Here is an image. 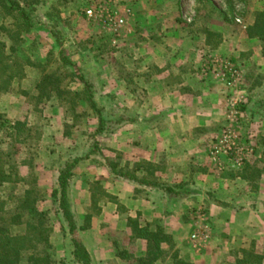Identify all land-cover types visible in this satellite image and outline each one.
Masks as SVG:
<instances>
[{"label": "rangeland", "instance_id": "374dc122", "mask_svg": "<svg viewBox=\"0 0 264 264\" xmlns=\"http://www.w3.org/2000/svg\"><path fill=\"white\" fill-rule=\"evenodd\" d=\"M126 1L132 2L135 15L139 17V22H136V35L133 36V41H129L135 46L131 45L127 51H120L121 48L116 51L107 43L104 49L106 51H97L100 42L98 40L104 34V30L99 24L90 23L83 17L84 8L81 3L86 0H19L25 10L30 13L32 28L21 36L22 43L17 46L18 51L14 56H10L9 53L5 54L10 56L7 59L4 55L7 59L4 65L19 72L11 76L12 79L4 90L3 88L0 90V115L24 125V129L20 131L6 129L2 134L0 133L1 159L9 161L7 167L3 165L6 171L2 183L0 182V204H5V209L10 207L13 209L16 203L21 204L25 193L30 192L31 199H35L34 208L46 215V226L51 230L49 244L53 260L55 263L61 261L68 264L70 238L65 235L66 229L59 220V216L54 213L56 206L52 205L50 194L57 187L58 167L64 166L74 157L85 155L88 151L87 147L90 144L93 145L95 141L98 153L91 155L86 160L88 163L79 169L80 176L89 180L90 201L80 199L79 195L86 193L89 187L84 186L81 191L77 176L76 179L71 180L69 190L74 214L84 215L86 211V215L93 216L89 223L81 221L82 224H79V227L84 225L85 231L77 230L73 236L84 247L92 249L93 263L115 264L112 260H104L106 261L104 262L100 259V256H103L100 254L104 250L105 254L109 251L110 259L113 254L121 251L127 252L134 259H137L136 257L149 259L155 256L154 254L149 256L148 253L154 249L146 243L145 245L138 244L132 239L126 227V220L135 218V215L138 216L140 224L145 222L144 211L141 207L146 208L147 204L153 203L163 211H169L167 229L164 232L171 237V242L161 245V250L158 251L157 259L153 264L185 262L184 249L186 246L191 248V254L186 255L188 256L187 263L194 264L196 255L199 256L202 250L207 249L210 240L209 226L203 230L205 226V215L201 211L203 208L196 209L195 204L191 205V208L185 201L188 199L185 192H182L178 199H173L172 209H168L164 202L149 196L150 187L137 185L124 179H114L104 167L103 157L117 162L119 167L130 173L133 172L137 178L151 179L153 175H150L153 174L154 169L149 167V164H143L146 156L143 154L142 146H139V143L144 140L141 136L142 129L133 120V113L140 109V104L139 102L132 103L131 100L134 89L137 90L136 94L146 89L136 73H133L137 65L143 62L142 54L146 53L145 51H169L168 47L171 43L164 33L166 30H173L177 27L180 28V33L187 36L188 43L184 42L183 46H178L177 50L173 51L182 53L193 51L194 54L196 51L199 52V26L205 30V26L211 25V28L220 30L219 26L223 27L226 23L225 27L228 26L232 30L231 39H227L226 34V37L214 35L209 40V44L215 48V51H209V54L203 55L200 68L203 75L219 76L222 82L225 74L221 71L218 62L234 65L235 61L232 56L236 43L234 39H239L238 36L244 32L248 36L246 30L252 26L256 14L264 7V0ZM126 1L121 0L116 8L121 16L125 14L123 10H125ZM141 20H144L145 27H139ZM16 25L15 18L6 16L0 7V43L5 42L7 37L12 39L15 37ZM2 27L8 29V33H4V30H1ZM154 28L157 30L154 31ZM53 35L59 38L60 45L56 44ZM254 37L250 39L253 43L249 47L245 41L237 42L238 45L240 44V53L243 55L238 58L242 62V68L235 66L239 75L235 85L237 92L234 91V93L231 87L228 88L226 80L222 85L224 119L220 121L221 125L216 138L207 146V158L211 161L209 165L211 168H209L219 174L242 171L243 167L253 160L256 151L260 155L257 159L258 169L264 168V146H260L264 144V134L253 132L250 135L242 132L244 121H249L243 116L246 112L252 116L264 117V42ZM61 51H63L62 57L66 56L77 65L84 77L89 79L94 86L92 92L95 103L106 121L101 133L95 136L94 140L91 139V135L97 129L96 114L88 108L84 101L73 70L60 59ZM183 55L186 53L177 55L174 59L179 60ZM189 59L192 60L190 57ZM197 60L199 62V57ZM212 60L217 62L215 66H212ZM154 69L152 67L151 71ZM2 71L0 66V86L5 84L10 76L8 73L4 75ZM44 76H50L52 80L56 79L58 86L55 90L51 87L47 88L45 97L39 101L35 99L34 86ZM62 91H69L73 96L58 98L52 94ZM31 96L33 99L30 100ZM246 99L250 101L246 102ZM234 100L237 101L234 111L242 114L238 121L236 120L238 114L232 118L230 114ZM73 103L74 107L71 108ZM259 111L262 115H259ZM227 128L233 130L235 145L240 149L238 158L227 153L210 156L211 148L217 146L223 131ZM259 147L263 149L259 150ZM136 164L143 170L142 174L134 172ZM258 169L249 166L248 171L252 172V180L256 182L249 184L248 190L240 184L233 185L231 191L238 192L239 196H243L244 191L257 194L254 196L256 199L253 197V201L259 211L264 210V192L262 194L261 186L258 190L257 177L261 173ZM241 173H244V170ZM207 179V185H211L210 189H215L213 181L216 178L208 177ZM225 186L221 185V193L227 192L223 188ZM183 189L181 188V191ZM210 194L211 192H208V197H211ZM117 196L119 201L115 200ZM111 202L116 204L117 217L121 218L122 223L120 219L119 222L115 220L116 216H112L113 210H109ZM162 217L163 214L160 213L159 218L156 219L160 226L163 224ZM226 219L225 215L222 220L226 221ZM21 221L22 223L28 222L27 216H24ZM237 222L239 225L235 228L239 231L243 219L239 218ZM217 226L218 228L213 229L215 239L221 238V235H218L222 233V225L217 223ZM23 229V226L12 229V235L22 233ZM199 231L200 234H204L199 235ZM228 232L226 231L225 234ZM262 235L263 232L251 235L246 240V248L233 250L230 256H227L232 260L233 257L240 255L241 261L245 260L246 264H264V240H260ZM209 252L210 249L207 250L208 255ZM108 255H105V259ZM130 259L132 260L128 261L129 264H136L133 258ZM25 260L26 258L23 262Z\"/></svg>", "mask_w": 264, "mask_h": 264}, {"label": "crops", "instance_id": "0c3cea01", "mask_svg": "<svg viewBox=\"0 0 264 264\" xmlns=\"http://www.w3.org/2000/svg\"><path fill=\"white\" fill-rule=\"evenodd\" d=\"M123 11L125 13L122 15L124 18L123 25L117 29L116 32L104 31V34L98 40L100 41L99 46L103 43L106 44V47L108 43L112 48H115L116 51H119V48H121L120 51H127V48L133 45L129 43V41H133V36L136 35V22H139V17H136L135 9L132 7L131 1H126V7ZM259 11L264 12V7ZM139 24L140 28L145 27L144 20H141ZM225 24L223 27L219 26L220 30L211 28V25L209 27L205 26V31L212 30L218 33V36L221 35L223 37L226 34V36H228L227 39H231L232 30H230L228 26L225 27ZM200 27L202 26H199V52L196 51L197 53L195 52L193 54V51H189V53L188 51H183L186 55L181 56L179 60L174 59L175 56H180L184 53L173 50H177L178 46H183L184 42L188 43L187 36L180 33V28L177 27L173 28V30H166L164 33V35L169 37L171 43L168 47L169 51H157L153 49L154 51H145V55L142 54L143 62L137 65L133 73L135 72L141 84H143V86L145 85L144 87L147 89V92L145 89L136 94L135 92L137 90H133L132 103L139 102L140 104V109L133 113V120H135V124H138L142 129V131L141 129L140 131L144 140L139 143V146H142L143 154L146 156L144 157L145 161H143V164H149V167H153L154 169L153 174L150 175H153L152 178L145 180L147 182L169 187L176 193V195L170 197L156 188H150L149 196H151L152 199H159L164 202V205L169 209L173 206V199H178L181 193L185 192L188 198L185 201H187L190 206L195 204L194 208H203L202 210L199 209L205 215V226H203V230L209 226L208 234L210 240L208 241L209 244L206 250H202V253L199 250L201 254H199V256L196 255L194 264L195 262H199V264H231L239 260L241 261V258L240 255H237L231 260V258H229L230 253L233 250L237 251L246 248V240L251 237V235H256L257 232H263L260 240H264V210L258 211L253 201V197L257 194H249L248 191H244L243 196H239L237 194L238 192L234 190L233 192L231 191L233 185L241 184L240 186L248 190V185L252 184V182H256L252 180V172L249 173L248 169L249 166H253L255 169L259 168V161L257 159L260 158V155L259 152L256 151L253 160L243 167L242 171L244 170V173L240 171L219 174L216 171L213 172L210 170L211 167L209 165H211V161L207 158V146L216 138L221 125L220 121L224 119L225 111L224 105L222 104V85H224L227 77L223 76L221 82V80H219L221 77L219 76L213 74L203 75L201 73L200 68L203 55L209 54V51H215V48L208 44L207 38L204 36V29ZM155 30L157 29L154 28V31ZM182 37L184 38L182 39ZM238 37L239 39L232 38L236 40L234 46L235 51H232L233 60L235 61L234 65H232L234 68H242L243 66L242 62L238 59L243 55L240 53V44L238 45L237 42L239 40L245 41L248 47L253 43V40H250L251 38H249L245 32ZM152 40L155 41L154 39ZM250 49L251 48H249V50ZM96 50L103 51L104 49L98 47ZM189 57L192 60L194 59V62H192ZM198 57L199 62L197 60ZM152 67L155 68L153 71H151ZM144 76L145 79H143ZM134 82H136V80ZM249 101L250 99H246V102ZM237 114L236 120L238 121L241 119L242 114H240V112ZM259 115H262L261 112ZM243 116L247 117L249 120L244 121L245 124L242 125V132L244 134L251 135L253 132L256 134H264L263 116H252V114H248L247 112ZM257 119L259 121H256ZM260 146H264V144ZM259 148V150L263 149V147ZM87 163V161H84L75 169L74 179H76L77 176V181L80 184L79 189L81 191L84 186L89 187V180L82 175L80 176L79 173V169ZM258 170L261 171L260 175L257 177V182L259 181L258 190H260L261 186V192L263 194L264 168ZM139 173L142 174L143 172L139 171ZM213 176L216 178V180L213 181V188L215 189H210L211 185H207V178H214ZM227 176L231 178L227 179ZM124 185L128 184L124 183ZM221 185H226L223 188H225L227 192L221 193ZM181 188H184L183 191H181ZM208 192H211V197H208ZM79 197L83 201L85 199H89L90 201V187L86 190V193H81ZM116 198L115 200L119 201L118 196ZM116 209L115 203L109 204V210H113L112 216H116L115 220L119 222L120 219V223H122L121 218L117 217ZM142 209L144 211L146 223L156 226H160L156 219L159 218L160 213L163 214V224L160 227L164 228V230L167 229L169 211H163L157 204L153 203L150 205L147 204L146 208L142 206L141 210ZM86 214V211L84 215L81 214L78 216L76 214L78 225L82 224L81 221L87 216ZM225 215L227 219L223 221L222 219ZM134 217H136V215ZM162 218L160 220H162ZM239 218L243 219V224L240 225V230L237 231L235 227L239 225L237 222ZM217 223L222 225V233L218 235H221L219 239H215V232H213V229L218 228ZM226 231H229L228 234H225ZM241 232H243V234ZM246 234L250 235L248 236ZM255 239L259 241L258 238ZM136 242L145 245V242ZM101 244H103L102 241ZM185 248L184 250L186 253L184 256L186 258L185 262H187V257L191 254V248L189 246ZM86 249L92 257L94 253L92 249ZM209 249L210 254L208 255L207 250ZM105 252L104 250V252L100 254L103 256H100L101 258L99 257L103 261L112 260L115 264L128 263L117 258L116 254H113V257L110 259L108 255L109 251L107 254H105ZM105 255H108L107 259H105ZM136 258L138 259V257Z\"/></svg>", "mask_w": 264, "mask_h": 264}, {"label": "trees", "instance_id": "16d2710c", "mask_svg": "<svg viewBox=\"0 0 264 264\" xmlns=\"http://www.w3.org/2000/svg\"><path fill=\"white\" fill-rule=\"evenodd\" d=\"M83 4V5H82ZM81 6L84 7V3H81ZM0 7L3 10L4 14L9 17H14L17 23L15 37L6 39L5 42L0 43V66L2 67V73L10 75L7 78L5 84H1V88H4L9 85V81L12 79L13 74L18 73L19 71L15 69H10L7 67L5 61L10 57L14 56L18 48L17 46L22 43L21 36L29 31L32 28L30 13L25 10L21 5L19 0H0ZM81 7V8H82ZM202 28V27H201ZM1 30H4V33H8V29L3 27ZM249 38H259L264 42V13L259 12L256 14L252 26L246 30ZM206 33V38L209 44V40L218 33L214 31L204 30ZM216 33V34H215ZM55 37L56 44H59V38ZM7 42L9 43L7 45ZM99 47L105 49V45L101 44ZM7 49V50H6ZM106 51V50H103ZM5 52V53H4ZM10 54L6 56L5 54ZM63 51H61L60 59L73 70V74L76 83L80 86V91L83 94V99L87 103L89 109H91L96 114L97 120V129L91 135V139L94 140L95 136L101 133L102 126L106 122L102 116V112L95 103L94 89L93 84L89 79L84 77L77 65L73 64L66 56L62 57ZM264 54V52H263ZM4 55L7 59L4 58ZM3 63V64H2ZM58 81L56 79L52 80L50 76H44L41 81H39L35 86V99L42 100L45 97L46 89L51 87L53 90L57 89ZM53 96L71 98L73 94L69 91H62L59 93H52ZM24 97V96H23ZM48 97V96H47ZM33 99V96L30 97V100ZM61 103V102H60ZM74 107V103L71 105V108ZM120 120V119H119ZM15 130L24 129V125L15 122V120L7 119L0 115V133L2 134L5 130ZM88 151L82 157H74L71 161L67 162L64 166L58 167L56 185L57 187L52 190L50 196L52 200V205H55V214L59 216V220L62 221L66 233L65 235L70 238V251H69V262L68 264H93V260L88 250L73 236L76 234L77 230L82 231L83 226L78 225L76 214L72 211V203L70 201L69 190L71 187V180L75 178V169L79 164L88 160V158L94 153H98V148L96 142L94 141L93 145H89ZM10 157V155H8ZM104 167L108 173L114 179H124L129 182H133L137 185H144L150 188H156L160 192L167 194L172 197L176 195L175 191L169 187L159 185L157 183H148L145 179H140L135 177V174L130 173L127 170L122 169L118 166L117 162H113L108 158L103 157ZM9 161L1 159L0 154V182L5 177V169L3 165L8 166ZM143 170L138 164L135 165L134 172H139ZM147 173V172H146ZM7 176V175H6ZM7 181V179H5ZM9 182V181H8ZM2 183V182H1ZM91 192V191H90ZM32 194L25 193V196L22 197L21 204L16 203V207L11 209H5V204H0V264H64V262L59 261L58 263L53 260L51 246L49 244V237L51 230L46 226V215L45 213H40V211L34 208L35 199H31ZM114 204L113 202H111ZM8 211V212H6ZM27 216L28 222L22 223L21 219ZM91 217L88 215L84 217V223H89ZM24 227L23 232L12 235V229ZM126 227L129 229L132 239L136 241H142L153 248L154 251L148 253L149 256L154 254L155 256L149 259H134L136 264H153L157 259L158 251L161 249L163 243L171 242V237H169L164 229L160 226L152 225L150 223L143 222L142 224L138 221V216L135 218H129L126 220ZM152 228V229H151ZM85 231V229H83ZM23 256L26 260L23 262ZM117 258L124 260L126 262L132 260L133 258L125 251L117 252ZM174 264H189L183 261H177ZM234 264H246L245 260L236 261Z\"/></svg>", "mask_w": 264, "mask_h": 264}, {"label": "built area", "instance_id": "2783aa9c", "mask_svg": "<svg viewBox=\"0 0 264 264\" xmlns=\"http://www.w3.org/2000/svg\"><path fill=\"white\" fill-rule=\"evenodd\" d=\"M120 2L121 0H86V2H84L82 15L90 23L99 24L104 31L116 32V30L119 29L124 23V18L116 11V8ZM211 62L213 64L212 66L217 64V62H214V60ZM218 64L221 68V71L227 77L226 85L228 88L231 87L233 92H237L238 89L235 87L237 78L239 77L237 70L231 64L226 62L221 61L220 63L218 62ZM236 104V100H234L231 104V118L237 114V112L234 111ZM234 139L235 137L233 130L228 128L225 129L217 146L211 148L209 153L210 156L213 157L219 155L220 153H227L234 158H238L240 149H238V147L235 145ZM203 234L204 233L200 234L199 231V235L202 236ZM195 237L193 238L195 239Z\"/></svg>", "mask_w": 264, "mask_h": 264}]
</instances>
